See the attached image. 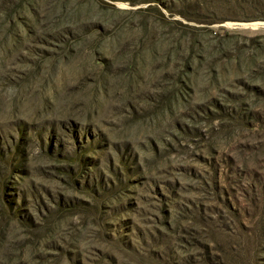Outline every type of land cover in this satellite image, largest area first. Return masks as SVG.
Instances as JSON below:
<instances>
[{"label": "rangeland", "instance_id": "1", "mask_svg": "<svg viewBox=\"0 0 264 264\" xmlns=\"http://www.w3.org/2000/svg\"><path fill=\"white\" fill-rule=\"evenodd\" d=\"M0 264H264V0H0Z\"/></svg>", "mask_w": 264, "mask_h": 264}]
</instances>
